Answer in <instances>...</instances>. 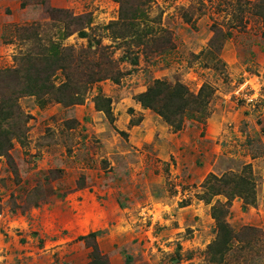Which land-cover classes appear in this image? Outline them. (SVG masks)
<instances>
[{"label": "rangeland", "instance_id": "obj_1", "mask_svg": "<svg viewBox=\"0 0 264 264\" xmlns=\"http://www.w3.org/2000/svg\"><path fill=\"white\" fill-rule=\"evenodd\" d=\"M259 1L0 0V103L15 105L2 123L0 264H88L97 250L108 264H216L212 207L228 200L208 196L210 174L256 190L227 220L261 240L222 264H264ZM29 79L39 91L21 93ZM157 79L188 91L171 121L158 111L168 93L152 108L140 100Z\"/></svg>", "mask_w": 264, "mask_h": 264}, {"label": "trees", "instance_id": "obj_2", "mask_svg": "<svg viewBox=\"0 0 264 264\" xmlns=\"http://www.w3.org/2000/svg\"><path fill=\"white\" fill-rule=\"evenodd\" d=\"M260 10H264V0H260L259 4ZM135 16V15H134ZM91 18L87 19V24L91 23ZM85 23V24H86ZM84 24V25H85ZM88 25H85L86 28ZM69 27V26H68ZM82 28V29H84ZM79 30V33L86 35L84 31ZM49 59L48 60H58L59 56V47L51 46L49 49ZM10 77V76H7ZM4 77V80L8 79ZM45 87V84H43ZM37 79H29L28 88H21V93L33 94L36 91H39ZM61 90H68V83H64L60 86ZM164 93H168V102L164 103L161 108L158 109L160 115L163 116L167 121H171V115L176 116L175 114L182 111L184 107L185 100L188 98V91L181 84H176L172 86L165 80L157 79L154 85L146 92L141 94L140 100L146 107H155L156 103L164 98ZM18 96H16L17 98ZM190 97V96H189ZM15 98V100H17ZM104 96H97V106L99 105V100H104ZM69 103H79V100L72 99ZM12 98L6 97L4 94L1 95L0 103V156L4 152L8 151L11 147L12 141L10 137V131L2 127V123L13 116V111L11 108H14ZM209 187V193L211 197L223 195L227 198V203H222L217 201V204L212 207V217L217 224L216 238L209 246L210 260L216 264H222L224 262V256L232 251L237 244H240L241 241L245 245L249 244L252 246L251 236L257 235L258 241L261 240V233L259 230L252 226H244L239 232H236L229 224L227 217L229 214V208L231 201L236 197H240L247 204L255 205L256 203V190L254 182L252 179L246 176H239L238 174H226L221 177H217L215 174H210L205 183ZM207 203H210V199H206ZM91 237H95V233L89 234ZM84 238V237H81ZM88 264H108L107 260L99 253L97 250L93 256V259Z\"/></svg>", "mask_w": 264, "mask_h": 264}, {"label": "crops", "instance_id": "obj_3", "mask_svg": "<svg viewBox=\"0 0 264 264\" xmlns=\"http://www.w3.org/2000/svg\"><path fill=\"white\" fill-rule=\"evenodd\" d=\"M258 79V78H257ZM247 83H250V81H248ZM251 84V83H250ZM258 84V83H257ZM260 84V83H259ZM248 86H247V84H241L240 86H239V88L236 90V95H237V92L238 93H241L242 92V94L241 95H244V96H242V98L244 97V98H246L247 96L245 95V90L244 89H247V90H251V89H248L247 88ZM254 91L256 90L255 89V87L253 86V85H251L250 86ZM242 98H240V100L242 99ZM263 109H264V107H263ZM221 128V127H220Z\"/></svg>", "mask_w": 264, "mask_h": 264}]
</instances>
